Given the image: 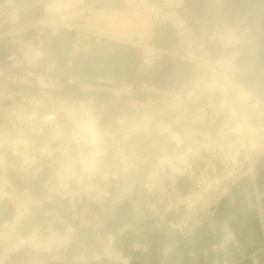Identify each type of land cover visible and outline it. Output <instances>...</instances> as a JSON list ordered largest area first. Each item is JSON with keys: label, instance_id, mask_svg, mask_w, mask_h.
<instances>
[{"label": "crops", "instance_id": "0c3cea01", "mask_svg": "<svg viewBox=\"0 0 264 264\" xmlns=\"http://www.w3.org/2000/svg\"><path fill=\"white\" fill-rule=\"evenodd\" d=\"M187 1L45 0L42 13L52 26L16 36L14 50L22 60L8 62L10 39L0 42V233L11 248L8 264H253L252 255L264 264V93L247 91L234 80L240 17L225 10V0ZM152 4L167 11L166 26H149ZM18 23L20 6L1 3L0 31ZM68 23L91 38L81 42L84 50L77 56H72L77 32L64 26ZM42 41L41 53L27 54ZM187 51L197 58L196 64L183 58ZM144 58L153 62L148 69H143ZM31 63L41 64L43 76L58 79L53 100L37 98L36 77L11 84L12 74L27 71ZM169 63L176 68L166 70ZM212 76L239 95L244 116L258 132L254 172L222 198L213 190L205 191L199 205L190 210L185 199L206 186L208 176L223 174L210 157L209 145L226 131L229 98L209 87L205 78ZM131 85L140 90L117 100ZM172 88L184 91L191 109L207 111L204 123L191 127L172 118L164 128L148 130L136 142L143 159L109 189L104 205L92 202L86 211L77 203V196L100 190L91 180L82 184L72 179V196L65 201L55 198V176L70 177L69 167L81 154L79 149L66 152L70 134L92 125L109 132L120 124L131 126L133 120L153 113L156 102ZM22 99L27 102L21 108ZM90 102L107 108L95 115ZM51 115L55 121L45 128V144L55 156L53 163L23 162L31 139L21 130L32 131L39 118ZM169 127L182 138L181 144ZM193 128L199 135L191 136ZM192 142L203 146L193 156ZM184 158L193 169L181 176ZM14 163L19 172L10 168ZM148 185L154 194H149ZM25 191L28 196L20 200ZM31 200L39 204L23 226L12 224L14 210ZM169 200L185 201L169 207ZM189 216L196 226L182 238L173 225ZM44 239L48 242L43 244ZM60 245L64 250L57 251ZM214 246L222 249L215 251ZM95 255L102 259L92 262Z\"/></svg>", "mask_w": 264, "mask_h": 264}, {"label": "built area", "instance_id": "2783aa9c", "mask_svg": "<svg viewBox=\"0 0 264 264\" xmlns=\"http://www.w3.org/2000/svg\"><path fill=\"white\" fill-rule=\"evenodd\" d=\"M5 3H12L19 5L15 0H7ZM45 0H34L28 4L29 8H42ZM20 6V5H19ZM169 23L168 13L164 8L152 4L148 12V24L153 29H158L166 26ZM52 26V23L47 17L42 15L39 19L27 22L18 23L10 28L0 31V42L5 39H10V48L8 49L7 61L10 63L22 60L23 56L16 53L14 48L17 45L16 36L20 33L31 29H44ZM65 27L76 30L78 43L74 45L72 56L80 54L84 47L81 46L82 41H90V36L81 28L76 27L74 23H68ZM40 34H43L40 31ZM45 42H41L37 46H31L26 52L27 54L41 53V47ZM29 52V53H28ZM28 56V55H26ZM160 57L157 56L156 60ZM184 59L196 64L197 58L189 51L183 56ZM71 61L69 66H71ZM153 62L147 58L143 60V69H148L152 66ZM40 63H31L29 68L24 72H14L11 76V84L18 85L22 82L24 77H36L38 94L37 98L40 100H53L51 92L60 87L58 79L51 76H43L40 72ZM210 88L217 90L221 95L229 98L226 106V131L217 134L213 138V144L209 145V154L212 160H216L222 168L223 174L217 177L212 174L206 186H199L196 192L186 198V206L190 210L196 208L205 191H215L217 198H222L228 194L230 189L239 182L242 178L252 175L254 167L252 165V154L258 145V132L249 123V120L244 116L243 110L239 103V95L236 94L230 86L225 84L219 77L212 76L205 78ZM139 86L131 85L126 91L117 97V100L126 96H132L135 92L139 91ZM162 100L156 102L153 113L148 116L140 117L133 120L131 126L120 124L115 132L97 129L95 126H89L91 129L84 127L78 131L73 132L68 137V148L66 152L80 150L81 154L77 158V162L70 168V177L55 176L56 178V191L55 198L65 201L72 196L73 190L71 187V180L78 179L82 184L88 180L93 181L100 187V190L93 194H82L77 196V203L81 205L86 211L92 202L102 206L110 198L109 189L116 186L118 182L130 172L133 164H138L144 157L142 153L136 150V142L141 136H144L148 130L164 128L172 118H178L184 125L191 127L204 123L207 111L202 112L191 109L190 103L184 91L170 92L164 96ZM27 99H22L18 103V107H23ZM89 109L95 115H100L105 112L107 106L103 103L90 102ZM55 121V116L39 118L32 131L22 129L26 135L30 137V143L23 154V162L28 160H36L46 165H51L54 161V154L51 153L45 144V128L48 124ZM207 129V126L205 127ZM169 131L174 138H177L176 143H182V138L178 135L173 128L169 127ZM209 131V129H207ZM174 131V132H173ZM192 135H199V129L193 128ZM192 150L190 154L193 156L203 150L202 144L199 142H192ZM184 172L180 174L185 176V170H192V163L184 158ZM10 168L19 172L20 168L17 164H12ZM149 194H154L152 186H147ZM28 196V192H22L19 195L20 200H24ZM185 200L168 201V206H178L184 203ZM38 201L31 200L22 206L16 208L11 218V223L18 227H22L24 220L29 217L34 208L37 207ZM213 215V210L208 212V216ZM98 217L95 216V219ZM60 221H64L60 219ZM68 222V221H66ZM48 225H53L49 223ZM195 223L191 217H186L179 223L173 225L179 232L182 238L189 237L194 228ZM65 239V238H63ZM41 242L47 243L48 240L44 239ZM57 251L64 250V246L60 245L56 248ZM215 251L221 250V246H214ZM11 248L3 241L0 233V264H8L11 259ZM194 256V254L192 255ZM253 264H259L255 255L251 256ZM102 257L95 255L92 262L100 261Z\"/></svg>", "mask_w": 264, "mask_h": 264}, {"label": "trees", "instance_id": "16d2710c", "mask_svg": "<svg viewBox=\"0 0 264 264\" xmlns=\"http://www.w3.org/2000/svg\"><path fill=\"white\" fill-rule=\"evenodd\" d=\"M5 1L7 0H0V4ZM15 1L20 5V23L37 20L43 15L42 8L28 7V4L34 0ZM224 7L227 12L237 14L241 20V44L236 59L237 71L234 80L247 91L264 93V0H225ZM173 64L169 63L166 70L175 69L176 66ZM182 64L180 62L179 65ZM172 82L174 85L177 84L175 80ZM177 86H181L179 81ZM175 91L179 90L173 88L168 90V92Z\"/></svg>", "mask_w": 264, "mask_h": 264}, {"label": "bare ground", "instance_id": "6f19581e", "mask_svg": "<svg viewBox=\"0 0 264 264\" xmlns=\"http://www.w3.org/2000/svg\"><path fill=\"white\" fill-rule=\"evenodd\" d=\"M85 129H88L86 126L84 127Z\"/></svg>", "mask_w": 264, "mask_h": 264}]
</instances>
